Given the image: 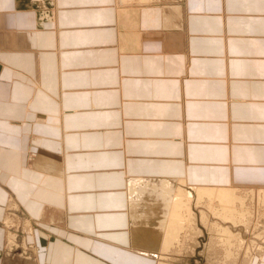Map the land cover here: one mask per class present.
<instances>
[{"label": "crops", "instance_id": "crops-1", "mask_svg": "<svg viewBox=\"0 0 264 264\" xmlns=\"http://www.w3.org/2000/svg\"><path fill=\"white\" fill-rule=\"evenodd\" d=\"M164 3L0 0V264H156L130 182L264 187V0Z\"/></svg>", "mask_w": 264, "mask_h": 264}, {"label": "bare ground", "instance_id": "bare-ground-1", "mask_svg": "<svg viewBox=\"0 0 264 264\" xmlns=\"http://www.w3.org/2000/svg\"><path fill=\"white\" fill-rule=\"evenodd\" d=\"M122 36H124L123 38L126 37L124 34ZM131 36L133 37V33ZM135 38L131 40L137 41ZM146 181H132L128 185L129 225L133 248L145 252H157L158 249H162L160 259L156 264H171L166 260L169 257L168 253L172 252L170 249L181 246L182 242L184 244L187 235L183 236L182 234L198 229L195 227V222L198 221L202 223L211 240H215L216 243H219L224 248V261L230 259L234 255L231 249L238 245L240 247L245 241L242 236L244 235L243 231L246 232L251 221L254 220L256 209L258 215L261 210H264V188L239 189L238 187L219 184L212 186L206 184L188 185L184 178H160L156 184L152 185L154 186L153 188L152 186L150 187L151 191L157 193L156 204L146 206L140 191ZM146 184L150 185L149 181ZM199 207H202V209L200 208L197 212ZM163 208L168 211L163 212ZM149 209L152 211L153 216H149ZM256 218L258 221L257 216ZM255 223L258 222L255 221ZM146 233H149L148 235L153 239L152 241L150 238V242L147 241ZM257 237L264 241L263 235L259 234ZM159 239L162 240H160L162 244L155 242ZM11 240H14L13 235ZM211 240L208 241V245ZM251 244L253 248L249 252L252 251L255 254L258 250L257 242L253 240ZM263 248L264 243L259 252Z\"/></svg>", "mask_w": 264, "mask_h": 264}, {"label": "rangeland", "instance_id": "rangeland-1", "mask_svg": "<svg viewBox=\"0 0 264 264\" xmlns=\"http://www.w3.org/2000/svg\"><path fill=\"white\" fill-rule=\"evenodd\" d=\"M161 1H164L165 2L164 5L168 6L167 3H170L171 1H175V0H155V1H153V0L152 1L151 0H118V4L120 6L121 5H123V6H125V5H139V6L150 7L152 4H154L156 2H161ZM169 6H171V4ZM123 10L124 9H122L121 12H124ZM139 11L140 10H138L137 12H139ZM148 11L151 12L152 15L153 14L156 15V13H154V12H157L158 8L148 9ZM125 12H126V10H125ZM164 15H165V20L168 19V21H173V19H175V16H173L172 14H169V13L165 14L164 13ZM29 154L30 153L27 154V161L29 160ZM159 179L160 178H154L152 180H147V181H149L150 185H147L146 184L147 181H146V183H144L142 185L143 188L141 187L142 190H140V186H139V190L141 191V195L143 196V200H144L146 206H152V204L153 205L156 204V201L158 199V197L156 196L157 193H154L153 191H151L150 187L154 183L156 184V182H158ZM153 187L154 186H152V188ZM233 187H238L239 189L253 188V187H243V186H237V185H234ZM257 188H264V187L260 186ZM8 204H9V202H8ZM8 207H9V205H7V207H6L7 211L9 210ZM255 207H256V204H255ZM200 208L202 209V207H199L197 209V212L200 210ZM16 210L17 211L11 210V212H9V213L18 212L19 216H22L23 218H25V221L26 220L29 221L28 220L29 217L27 218V216L23 215V213L21 212L20 206H18V208ZM167 211H168L167 209L163 208V212H167ZM151 212L152 211L149 209V216H153V214ZM257 213L258 212L256 209V216L258 217V221H257V218L255 216L254 220L251 221V223H253V224L250 223L248 230L246 232L243 231L244 235H242V236L245 239V241H243V244L240 245V247H238L239 246L238 245L237 247H234L231 249L232 252L234 253L232 258L224 261V259H223L224 254H225L224 248L221 247L219 243H216L215 240H211L208 232L205 230L202 223L197 220L198 222H195V225H196L195 227H197L199 229V231H198V229H193L190 232L182 234L183 236L187 235L186 239L184 237H182L185 239L184 240L185 243L183 244V242H182L181 246L175 247L174 249L173 248L170 249V251L172 250V252L168 253L169 257H167V255H166L167 262H169L171 264H251L252 262H254L255 259L257 260V255H259V254H256V253H260L259 249L261 247H263V243H264L263 239L257 237V235H259V234L261 236L262 235L264 236V210H261L259 215ZM199 216H200V214H199ZM197 217H198V215H197ZM150 218L152 220H154L152 217H150ZM255 221L258 223H255ZM19 232H20V234L23 233L22 230H20ZM191 232H194V233H191ZM148 234L149 233H146L145 237L147 238V241L150 242V239H151V241L153 239L150 238V236ZM188 235H191V236H188ZM188 237H191V238H188ZM18 239L20 240L21 238H18ZM160 240L161 239H159L158 241L156 240L155 242L162 244V242H161L162 240L161 241ZM209 240H211V241H210V244L208 245ZM253 240L257 242V246H258V248H257L258 250L255 252V254L252 251H251L252 253L249 252V250L253 248V245L251 244ZM21 242H22V240H20V242H18L19 243L18 247L15 250L19 249V250H21L19 253L23 254V252H25V249H24V245H22L23 243H21ZM25 247H27V246H25ZM150 249H152V248H150ZM161 252H162L161 248L158 249L157 252L156 251L150 252V253L154 254V256L156 258L155 263L157 261H159L160 256H161ZM252 254H253V256H252ZM258 258H260V257H258Z\"/></svg>", "mask_w": 264, "mask_h": 264}]
</instances>
